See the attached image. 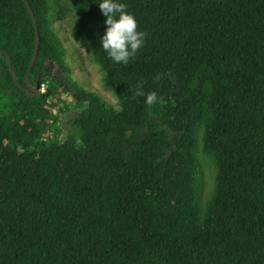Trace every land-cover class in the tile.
<instances>
[{"label":"trees","instance_id":"1","mask_svg":"<svg viewBox=\"0 0 264 264\" xmlns=\"http://www.w3.org/2000/svg\"><path fill=\"white\" fill-rule=\"evenodd\" d=\"M69 1L118 109L74 86L79 133L47 145L68 92L48 65L69 69L56 0H27L40 40L28 81L46 89L30 98L0 56V264H264V0H122L147 34L127 66L99 43L100 0ZM34 47L26 5L0 0L22 87ZM199 138L216 168L203 210Z\"/></svg>","mask_w":264,"mask_h":264},{"label":"rangeland","instance_id":"2","mask_svg":"<svg viewBox=\"0 0 264 264\" xmlns=\"http://www.w3.org/2000/svg\"><path fill=\"white\" fill-rule=\"evenodd\" d=\"M52 8L54 31L65 50L64 62L69 69V75L65 78L63 70L57 65H48L52 76H60L65 80L68 92L61 96L63 104H60L59 109L54 111V115L57 117L56 129L59 130V136L55 137L54 133H51L47 145L63 143L69 136L77 137L79 133L74 121L82 109L76 105L74 86L97 94L108 106L118 109L117 98L106 89L103 74L93 60L91 48L79 35L77 20L70 1L56 0ZM45 89L44 86L41 87V92H44ZM76 141V144H79L78 138ZM197 155L200 161V176L197 186L198 204L203 210L214 190L216 168L213 162L202 154L200 138L198 139Z\"/></svg>","mask_w":264,"mask_h":264},{"label":"clouds","instance_id":"3","mask_svg":"<svg viewBox=\"0 0 264 264\" xmlns=\"http://www.w3.org/2000/svg\"><path fill=\"white\" fill-rule=\"evenodd\" d=\"M98 7L105 17L106 25L99 43L110 60L127 66L144 46L147 34L138 30L136 17L127 10V4L122 0H100ZM134 96L145 97L149 107L163 103V98L156 91L145 93L139 84Z\"/></svg>","mask_w":264,"mask_h":264},{"label":"water","instance_id":"4","mask_svg":"<svg viewBox=\"0 0 264 264\" xmlns=\"http://www.w3.org/2000/svg\"><path fill=\"white\" fill-rule=\"evenodd\" d=\"M22 1L26 5V7L28 8L29 15H30V17H31V19L33 21V25H34V29H35V47H34V53H33L32 60H31L30 66L28 68V71L26 73V77H25V87H22L21 85L18 84L16 74H15V72H14L12 66H11V62L9 60L8 55L0 51V56L1 55H4L6 57V62H7L9 71H10V73L13 76V81L16 84V86L21 91H23L26 95H28L30 98H34V97H36L40 93L41 87L39 85L37 87H35V88L32 87L29 84L28 78H29L30 72L33 69V67H34V65L36 63V60H37L38 51H39V45H40V40H39L38 26H37V21H36L35 15H34L32 9H31L29 3L27 2V0H22Z\"/></svg>","mask_w":264,"mask_h":264}]
</instances>
